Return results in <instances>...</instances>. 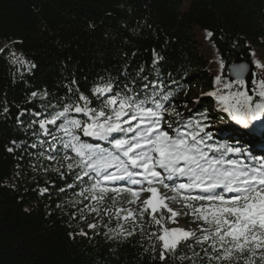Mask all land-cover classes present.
I'll list each match as a JSON object with an SVG mask.
<instances>
[{
	"label": "trees",
	"instance_id": "trees-1",
	"mask_svg": "<svg viewBox=\"0 0 264 264\" xmlns=\"http://www.w3.org/2000/svg\"><path fill=\"white\" fill-rule=\"evenodd\" d=\"M205 29L214 33L205 41L218 59L215 73L209 71L199 49L197 36ZM0 48L5 49L0 53V264H208L204 253L208 244L202 248L192 238L181 241L175 252L160 261V242L149 238L152 232L159 234V226L149 216L137 218L135 232L127 239H109L114 235L109 229L133 227L114 214L115 208L131 205L118 198L113 207L106 199L99 215L89 214L84 205L96 202L78 194L90 181L73 179L63 151L56 160L45 158L51 137L38 124L30 127L40 119L31 113L44 111L49 100L66 98L69 86L89 95L95 84L109 79L136 91L145 83L163 81L176 107L192 84L202 94L216 88L227 93L223 83L214 85V77L221 75L228 83L227 67L236 57L253 64L259 81L262 73L254 60L264 56V0H0ZM153 49L163 57L155 65ZM13 51L36 67L29 72L11 64ZM256 51L257 57L252 55ZM73 80L75 85L70 83ZM237 88L233 83L232 90ZM33 91H47L49 96L27 103ZM213 99L201 96L184 116L198 118L197 113L206 110L209 120L205 122L211 128L220 120L225 122L221 118L233 121ZM217 127L215 132L209 129L216 143L242 146L253 156H264V117L247 129L235 121ZM81 208L86 220L80 218ZM106 208L112 212L105 215ZM182 218L192 222L191 217ZM88 223H97V228L88 229ZM80 229L88 235L69 237ZM154 243L157 252L151 251ZM254 259L259 264L258 257Z\"/></svg>",
	"mask_w": 264,
	"mask_h": 264
},
{
	"label": "snow or ice",
	"instance_id": "snow-or-ice-1",
	"mask_svg": "<svg viewBox=\"0 0 264 264\" xmlns=\"http://www.w3.org/2000/svg\"><path fill=\"white\" fill-rule=\"evenodd\" d=\"M213 35L205 29L206 39ZM4 51L0 48V53ZM9 57L11 64L29 72L36 67L22 53L13 51ZM161 59L153 49V64ZM254 63L262 75L259 81H252V87L245 89L248 66L239 65L234 82L224 83L221 75L214 77V85L223 83L227 93L216 88L203 94L214 97L221 110L246 129L264 117V63ZM70 83L75 85L76 81ZM233 83L238 86L235 91ZM149 87L153 89L151 94L146 91ZM166 87L159 81L145 83L141 91H136L127 84L120 88L109 79L95 84L86 95L79 87L69 86L66 98H56L55 103L49 100L43 105L44 111L31 113L40 119L33 120L30 127L38 124L43 134L51 137L46 159L56 160L57 153L63 151L62 158L69 161L66 167L73 179L84 183L88 178L89 186L78 195L96 202L84 205L89 214L99 215L106 199L113 207L118 198L136 205L135 209L115 208L116 217L130 221L133 227L109 229L114 233H105L109 239L132 236L137 218L144 219L147 214L159 226V234L152 232L149 238L160 242V261L166 259V253L175 252L181 241L192 238L202 248L208 244L204 248L208 264H257L254 257L264 264V156H253L242 146L216 143L209 131L211 124L205 122L209 120L207 111L198 112V118L185 117L171 103L172 93L165 91ZM48 96L47 91H33L26 102ZM3 111L7 113L9 108L5 106ZM83 137L103 143L88 142ZM55 171L64 178L60 168ZM84 208L78 209L81 220L87 219ZM111 212V208L104 209L105 215ZM181 217H191L197 227L186 230L166 226L179 224ZM87 228L94 230L97 223H88ZM68 235L74 239L88 233L80 229ZM151 251L157 252L155 243Z\"/></svg>",
	"mask_w": 264,
	"mask_h": 264
},
{
	"label": "rangeland",
	"instance_id": "rangeland-1",
	"mask_svg": "<svg viewBox=\"0 0 264 264\" xmlns=\"http://www.w3.org/2000/svg\"><path fill=\"white\" fill-rule=\"evenodd\" d=\"M197 39L200 41L199 49H200V52L203 54L204 58L206 59L207 67H208L209 71L211 73H215L219 69V63H218V59H217L216 55L214 54L212 46L209 45L205 41V39H206L205 33H201V34L198 33ZM257 53L258 52L256 51L255 57H257ZM256 60H260L263 63L264 62V56H262V58L258 57ZM201 96H203V94L199 90L198 85L192 84L190 86L189 92L187 94H184V98H182V96L179 97V102L176 106L177 111L183 113V115L186 114L189 111V109L193 108L194 104L197 103V101L199 100V98ZM213 98L214 97H211V100H214ZM182 99H186V100L182 101ZM185 104L187 105V107H185ZM221 119L225 120V122L221 121V120L220 121L217 120L218 122L214 123L212 128H211L212 132H215L214 130H216L218 128L217 126L222 127V126L232 125L233 121H231L229 123V122H226V118H221ZM83 139L87 140L88 142H91L90 138L88 139L87 137H83ZM69 155H71V153H69ZM85 178H87V177H85ZM135 207H136V205H131L128 208L135 209ZM123 208H125V207H123ZM145 216H148V215L145 214ZM144 224L145 225L147 224V220L144 221ZM169 227H183L186 230H188V229H195L197 227V224H194L191 221L186 220V219L181 217V218H179V224H170Z\"/></svg>",
	"mask_w": 264,
	"mask_h": 264
},
{
	"label": "water",
	"instance_id": "water-1",
	"mask_svg": "<svg viewBox=\"0 0 264 264\" xmlns=\"http://www.w3.org/2000/svg\"><path fill=\"white\" fill-rule=\"evenodd\" d=\"M239 65H247V70L244 73L245 88L248 89L252 85V81L255 80L254 67L250 61H247L241 57H236L227 67V76L229 82L235 81L236 70ZM253 86V85H252ZM250 94V91H249Z\"/></svg>",
	"mask_w": 264,
	"mask_h": 264
}]
</instances>
